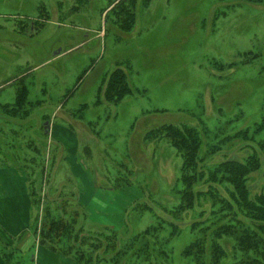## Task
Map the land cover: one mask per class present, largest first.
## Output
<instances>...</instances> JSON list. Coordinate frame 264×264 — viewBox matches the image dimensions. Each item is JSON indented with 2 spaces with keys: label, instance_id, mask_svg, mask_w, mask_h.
<instances>
[{
  "label": "rangeland",
  "instance_id": "obj_1",
  "mask_svg": "<svg viewBox=\"0 0 264 264\" xmlns=\"http://www.w3.org/2000/svg\"><path fill=\"white\" fill-rule=\"evenodd\" d=\"M116 68L133 92L108 103ZM22 79L30 116L0 111V198L31 200L34 186L43 201L33 217L57 214L62 198L93 228L133 236L168 218L182 189V155L166 139L145 140L149 131L198 129L201 157L215 151L206 171L262 155L264 0H0V104L14 103ZM263 172L248 182L250 198L264 194ZM196 214L154 264H189Z\"/></svg>",
  "mask_w": 264,
  "mask_h": 264
},
{
  "label": "trees",
  "instance_id": "obj_2",
  "mask_svg": "<svg viewBox=\"0 0 264 264\" xmlns=\"http://www.w3.org/2000/svg\"><path fill=\"white\" fill-rule=\"evenodd\" d=\"M20 85L12 105L0 104L2 116L21 119L30 116L29 91L23 79ZM132 92L127 73L116 68L107 81L104 100L119 103ZM262 128L258 125L257 130ZM238 137L250 143L256 136L243 132ZM152 139H166L183 157L179 178L182 189L178 192V203L167 212L168 218H159L157 224L126 237L108 227L93 228L82 218L78 207L69 210L66 203H70L59 198L57 214L47 207L42 219L40 210L33 217L31 228L39 236V243L53 252L72 256L80 264H154L170 258L166 247L176 235L174 229L185 223L183 218L188 213L198 212L199 219L193 222L192 217L191 223H186L194 235L182 252L189 264H224L230 255L240 257L237 264H264V194L250 198L248 187L253 174L264 166V140L258 141L262 155L252 154L243 162L226 161L206 171L207 156L211 157L215 151L210 149L206 157H201L203 139L198 129L163 125L147 133L145 140ZM197 186L200 188L195 191ZM219 186L224 187L227 198L221 195ZM31 196L33 206L41 208L43 200L36 197L34 186H31ZM11 258L3 253V264H10ZM16 260L15 264H21Z\"/></svg>",
  "mask_w": 264,
  "mask_h": 264
},
{
  "label": "crops",
  "instance_id": "obj_3",
  "mask_svg": "<svg viewBox=\"0 0 264 264\" xmlns=\"http://www.w3.org/2000/svg\"><path fill=\"white\" fill-rule=\"evenodd\" d=\"M31 204L29 198H0V264L4 263L3 253L12 256L10 264L17 263L16 259L21 264H80L72 256L39 243V236L31 228Z\"/></svg>",
  "mask_w": 264,
  "mask_h": 264
}]
</instances>
